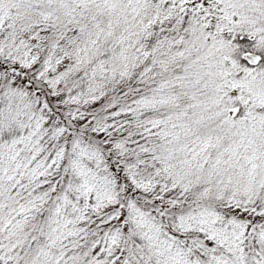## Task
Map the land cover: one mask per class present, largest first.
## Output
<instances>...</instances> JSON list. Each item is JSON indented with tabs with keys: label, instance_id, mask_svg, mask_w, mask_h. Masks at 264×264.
Instances as JSON below:
<instances>
[{
	"label": "snow or ice",
	"instance_id": "1",
	"mask_svg": "<svg viewBox=\"0 0 264 264\" xmlns=\"http://www.w3.org/2000/svg\"><path fill=\"white\" fill-rule=\"evenodd\" d=\"M0 264H264V0H0Z\"/></svg>",
	"mask_w": 264,
	"mask_h": 264
}]
</instances>
